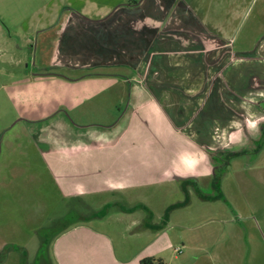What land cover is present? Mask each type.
Here are the masks:
<instances>
[{
    "label": "rangeland",
    "instance_id": "1",
    "mask_svg": "<svg viewBox=\"0 0 264 264\" xmlns=\"http://www.w3.org/2000/svg\"><path fill=\"white\" fill-rule=\"evenodd\" d=\"M70 6L0 0V264H60L76 227L115 246L161 237L178 251L193 239L198 264H264V119L256 134L161 131L145 120L151 102L131 98L133 70L64 65ZM233 23L234 49L249 60L247 94L264 108V0H248ZM205 103L221 120L243 111L239 100ZM182 161L198 172L177 168Z\"/></svg>",
    "mask_w": 264,
    "mask_h": 264
},
{
    "label": "crops",
    "instance_id": "2",
    "mask_svg": "<svg viewBox=\"0 0 264 264\" xmlns=\"http://www.w3.org/2000/svg\"><path fill=\"white\" fill-rule=\"evenodd\" d=\"M73 1L68 0L72 12L66 27L70 31L65 32L61 46L67 52L64 65L133 70L140 82L131 98L151 102L144 110L145 120L166 125L161 131L176 127L177 131H192L196 139L202 132L218 129L257 133L264 119L263 100L247 87L249 60L234 49L232 36L233 19L248 0H75L82 2L77 11ZM259 50L260 58H264V47ZM262 62L264 74V59ZM233 85L241 90L244 85L246 93L234 91ZM208 100H239L243 111L229 114L224 110V117H228L221 120L215 106L205 107ZM142 103H135L133 109ZM220 106L224 109L225 105ZM126 160L123 158V164ZM117 162L113 165L121 164V160ZM177 163V168L198 172L192 163ZM207 172L208 163L202 170ZM69 233L65 250L57 256L60 264H140L147 256L159 257L166 264L199 263V249L193 239L180 240L181 247L176 251L174 239L161 245V237L150 238L139 247L132 244L134 240L127 244L122 240L115 246L111 238L95 230L76 227ZM167 248L170 254H165Z\"/></svg>",
    "mask_w": 264,
    "mask_h": 264
},
{
    "label": "trees",
    "instance_id": "3",
    "mask_svg": "<svg viewBox=\"0 0 264 264\" xmlns=\"http://www.w3.org/2000/svg\"><path fill=\"white\" fill-rule=\"evenodd\" d=\"M107 206H111L110 204H107ZM120 207H126L125 208V211H132L134 210V208H136V206H120ZM91 217H98V214L97 215H93ZM147 226V225H145ZM155 228V227H154ZM140 264H166L161 258L159 257H154V256H147V257H144L140 260L139 262Z\"/></svg>",
    "mask_w": 264,
    "mask_h": 264
}]
</instances>
